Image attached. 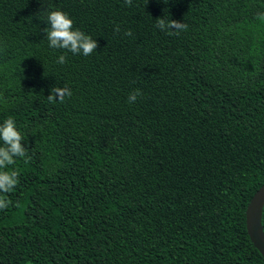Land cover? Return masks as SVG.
Segmentation results:
<instances>
[{
    "label": "trees",
    "instance_id": "trees-1",
    "mask_svg": "<svg viewBox=\"0 0 264 264\" xmlns=\"http://www.w3.org/2000/svg\"><path fill=\"white\" fill-rule=\"evenodd\" d=\"M54 10L91 55L49 47ZM259 13L264 0H0V123L31 157L0 193V264H264L244 217L264 184Z\"/></svg>",
    "mask_w": 264,
    "mask_h": 264
},
{
    "label": "clouds",
    "instance_id": "clouds-1",
    "mask_svg": "<svg viewBox=\"0 0 264 264\" xmlns=\"http://www.w3.org/2000/svg\"><path fill=\"white\" fill-rule=\"evenodd\" d=\"M127 6L132 5V0H125ZM257 19L264 21V13H259ZM49 27L44 31L47 33L49 47L54 49H65L73 54H82L84 56L91 55L98 47L97 42L91 36L86 35L80 30H73V20L66 12L61 10L50 11L47 16ZM156 27L161 31L168 29V35H180L187 31L188 25L176 20L166 21L164 18H158ZM119 32V26L115 29ZM131 36V31L125 33ZM58 64L67 63L66 55H60L56 61ZM73 95L72 90L65 87H53L51 94L47 96L50 103H64L66 98ZM142 96L139 89L129 93L127 102L135 103L138 97ZM0 102L7 101L0 96ZM25 136L17 129L16 122L13 117L9 116L0 123V193H11L20 183V173L13 168L17 159H23L28 162L31 157L28 155V149L24 143ZM11 200L6 196L0 195V210H5L11 205Z\"/></svg>",
    "mask_w": 264,
    "mask_h": 264
},
{
    "label": "water",
    "instance_id": "water-1",
    "mask_svg": "<svg viewBox=\"0 0 264 264\" xmlns=\"http://www.w3.org/2000/svg\"><path fill=\"white\" fill-rule=\"evenodd\" d=\"M264 205V184L251 195L244 211L245 229L253 247L264 258V233L260 225L261 209Z\"/></svg>",
    "mask_w": 264,
    "mask_h": 264
}]
</instances>
